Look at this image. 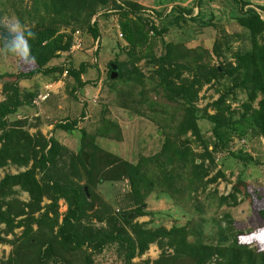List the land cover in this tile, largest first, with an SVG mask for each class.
Segmentation results:
<instances>
[{"label":"trees","instance_id":"trees-1","mask_svg":"<svg viewBox=\"0 0 264 264\" xmlns=\"http://www.w3.org/2000/svg\"><path fill=\"white\" fill-rule=\"evenodd\" d=\"M203 1L195 0V3L199 7ZM230 1L234 8L230 17L247 33V45L231 50L223 35V40L214 39L210 51H206L163 40L171 13H175L174 22L211 25V15L203 14L201 9L187 18L184 14L190 8L179 5L172 6L163 18L161 11H155L156 18H162L157 27L142 15L141 5L131 0H31L32 10L26 11L30 20L38 13L35 7L42 8V14L28 26L36 33V38L30 41L31 57H21L32 66L26 71H0L3 97L0 100V167H24L14 174L4 173L0 178V244L10 245L9 253L0 259V264H92V256L111 244L116 247L122 264H148V260L132 262L131 259L141 255L149 244L159 249L151 264H264V250L239 241L240 233L233 228L228 213L221 215L222 226L217 221L214 235L205 236L201 231L202 217L187 218L168 228L155 226L151 219L157 213L146 211L144 202L154 191L156 196L168 198L176 206L195 202L190 206L198 216L202 203L209 198L216 201L217 209L235 206L238 197L241 200L247 197L241 176L236 177L226 194L217 195L214 188L205 191L208 183L224 177L220 168L215 169L213 152L217 147L224 149L233 136H261L264 140V4L254 6L263 12L261 17L252 7L243 9L250 4L248 0ZM99 11H102L100 16L107 11L126 13L133 20V26L140 27L138 36L130 37L129 43L121 47L125 59L110 61L115 65L116 79L139 85V96L148 108L158 103L147 99L142 87L146 84H150L148 90L153 94H159L174 106L169 121L158 129L162 134L160 148L153 156L140 157L135 162L101 151L81 129L78 148L73 152L53 134L47 138L39 132L28 134L22 129L28 125L25 119L9 120L17 108L31 106L37 92L19 87L18 81L23 78L51 75L50 80L57 81L64 73L73 79L76 88L85 85L80 75L85 73L87 63L79 62L75 67L69 60L71 34L84 31L96 39L97 23L95 18L91 19ZM123 30L127 37L126 29ZM0 32H3L1 25ZM63 52L66 55L62 63L46 65ZM209 52L223 62L207 65L204 58H209ZM140 61L143 69L137 65ZM110 72L108 66L107 79ZM211 82L220 86L218 96L197 108L198 91ZM239 94L243 98L239 107L230 108ZM208 108L213 113H208ZM200 118L210 124L214 140L210 150L200 135L197 123ZM74 124L75 120L57 122L52 131L56 128L69 131ZM98 131L107 134L111 127L101 125ZM190 137L201 143L199 153L188 146ZM81 152L87 157L86 163ZM237 157L243 161L251 159L248 154ZM213 169L214 173L205 178ZM123 179L128 191L121 194V204L113 199L110 203L111 200L106 201L95 192L96 187L106 192ZM19 191L27 193L26 201L15 196ZM197 191L204 194L202 203L195 195ZM43 199L47 202L43 203ZM59 199L65 204L62 213L58 211ZM130 212L134 214L132 219L143 215L150 218L145 222L132 221L127 219ZM260 215L264 220V209ZM163 216L168 218L170 214L165 212ZM17 228L19 231L14 232ZM9 234L11 238L6 237Z\"/></svg>","mask_w":264,"mask_h":264},{"label":"rangeland","instance_id":"rangeland-1","mask_svg":"<svg viewBox=\"0 0 264 264\" xmlns=\"http://www.w3.org/2000/svg\"><path fill=\"white\" fill-rule=\"evenodd\" d=\"M120 1L117 0V2ZM131 1L141 5L142 15L157 27L160 24L159 18L161 16L163 18L174 5L190 8L191 11L184 14L185 18L195 14L199 9L203 14L211 15V25L198 26L190 21L177 20L174 22L173 16L175 13L169 14L167 30L163 34L164 41L181 42L187 47L203 48L210 51L213 40L222 39L221 37L226 35L225 39L228 40L227 43H229L228 46L231 50L247 45V33L230 17L234 13L233 3L230 0H205L199 7L195 0L181 2L180 0ZM248 2L250 4L243 7V9L246 7L255 9V5L264 4V0H248ZM35 9L38 13L33 15V20H30L26 11L32 10L31 0H0V25L2 26L6 18L13 17L19 18L21 23L26 26L33 25L38 19V15L42 14V8L36 6ZM255 10L263 17L261 10ZM155 11H161V16L156 18ZM107 12L106 15L100 16L102 11H99L91 19L93 21L95 18L97 23L98 37L96 39H92L84 31H75L71 34L72 44L68 51L69 60L75 67L79 62L87 63L88 67L85 73L80 75L81 80L86 81L85 85L82 88H76L73 79L65 76L64 73L57 81H51V75L40 77L34 74L29 78H23L18 81V86L31 90L35 89L37 92L31 100V106L20 107L17 115H23L26 117L23 118L26 121L29 117L28 126L39 124L40 119H42L41 122L49 126L48 133L53 134L68 151L75 152L77 150L79 130L81 129L86 135L92 137L101 151L109 152L128 162H135L140 157L153 156L160 148L162 134L158 129L163 123L169 121L174 112V106L159 94H153L151 90H148V87H151L150 84H146L142 87L145 90L144 94L147 99H154L158 103L148 108L145 106L143 98L139 96L141 93L139 85H133L131 82L121 83L116 79L117 76L107 79V68L111 63L110 61L125 59V53L121 50V47L129 43L128 39L130 37L133 39L140 32V27L133 26V20L128 14ZM123 28L126 29L127 37ZM97 40L98 47L97 51L94 52ZM209 53V58H204L207 65H217V63L223 62L222 58L217 59L211 52ZM65 55V52L60 53L58 58L50 59L46 65L62 63ZM7 61L10 63L9 66H6ZM137 65L143 69L142 61ZM31 66V63L25 62L21 57L0 54V71H26ZM219 88L220 86L214 82L202 85L197 93L195 106L201 108L206 103H210L218 96ZM43 95H45V98L40 99ZM237 99L230 103V108L237 109L239 107V102L243 99L241 94L237 96ZM207 112L213 113V110L208 108ZM12 117L16 118L11 116L9 120H13ZM71 120H75L71 130L65 131L56 128L52 131L54 123L70 122ZM197 123L201 138L206 142L207 149L210 150L214 141L209 131L210 124L202 118ZM105 124L111 127V131L107 134H99L98 130L101 125ZM190 140L188 146L194 153H199L202 148L201 143L194 141L191 137ZM245 154H248L251 159L243 161L237 157ZM213 158L215 169L220 168L224 177H219L215 182L208 183L205 191L210 192L214 188L217 195L226 194L236 177L241 176L246 185L247 197L242 200L241 197H238L239 202L235 206H222L216 209L215 200L209 198L202 203L204 194L197 191L195 195H198L197 198L203 204L202 211L197 216L194 210L192 211L193 207L190 206L195 202L193 204L190 202V205L188 203L182 205L179 202L181 206H176L172 203V200L158 197L152 191L144 198L145 209L157 213L152 217L151 223L155 226L163 225L165 228H168L172 223H183L187 218L195 217L198 219V217H202L204 221L201 225V231L205 236L214 235L217 221H220L221 226L223 225L221 215L225 212L230 215L233 228L240 233L239 241L247 243L245 239L247 234L264 224V220L260 215L261 210L264 209V140L261 136L246 138L233 136L224 149L217 147L213 152ZM195 161L198 162L199 160L196 159ZM12 172H17V170L8 169L5 173ZM213 173L214 169L210 170L205 178ZM101 189L103 188L96 187L95 192H99L106 201L113 199L115 203L121 204V194L128 191V185L123 179L120 183H114L106 192ZM20 192L15 194L19 200H21ZM110 203H112V200ZM206 203H209V206ZM64 210L65 204L63 200L59 199L58 211L62 213ZM165 212L170 214L168 218L163 216ZM133 215L129 220L133 218ZM149 218L150 216L143 215L135 217L132 221L145 222ZM93 224L95 226L99 225L96 222H93ZM18 231V228L14 230V232ZM6 237L11 238V235L9 234ZM249 245L264 250L262 245L255 243ZM115 249L116 247L113 244L107 245L100 253L92 256V264H122L120 255L118 256ZM9 251L10 245L0 244V259H5ZM158 253L159 249L156 245L149 244L141 255L134 256L131 261L148 260V264H151V261L157 258Z\"/></svg>","mask_w":264,"mask_h":264},{"label":"clouds","instance_id":"clouds-1","mask_svg":"<svg viewBox=\"0 0 264 264\" xmlns=\"http://www.w3.org/2000/svg\"><path fill=\"white\" fill-rule=\"evenodd\" d=\"M3 32H0V54L30 58L32 46L30 41L36 38V33L21 23L19 18H6L3 23ZM249 244L264 246V226H258L245 237Z\"/></svg>","mask_w":264,"mask_h":264},{"label":"crops","instance_id":"crops-1","mask_svg":"<svg viewBox=\"0 0 264 264\" xmlns=\"http://www.w3.org/2000/svg\"><path fill=\"white\" fill-rule=\"evenodd\" d=\"M9 61H7L6 62V66H9ZM8 72H11V71H8ZM80 79H81V76H80ZM2 94H1V91H0V100H2ZM20 108V107H19ZM19 108H17V111L19 110ZM17 111L13 114V116H15L16 117V119H19V118H26V117H24L23 115L21 116V115H17ZM25 112H26V110H24ZM33 115H35V114H33ZM29 117H28V119H27V121L29 122ZM41 121H42V119H40ZM39 122V124H36V125H26V126H24V127H22V129H25L26 130V132L28 133V134H33V133H35V132H39L40 134H42L45 138H47L48 137V135H50V132L48 133V130H49V126H46V124L44 123H42V122ZM51 128V127H50ZM8 169H10V170H12V169H16L17 170V172L18 171H22V170H24V167H17V166H15V165H5V166H2V167H0V178L3 176V174L8 170ZM14 173H16V172H12V173H10V174H14ZM26 198H28V196H27V193L26 192H24V191H21L20 192V199L22 200V201H24V200H26ZM44 202H47V200H43Z\"/></svg>","mask_w":264,"mask_h":264},{"label":"water","instance_id":"water-1","mask_svg":"<svg viewBox=\"0 0 264 264\" xmlns=\"http://www.w3.org/2000/svg\"><path fill=\"white\" fill-rule=\"evenodd\" d=\"M109 68H110V70H111V72H110V74H109V79H112V78H114V77L116 76V73H115V69H116V68H115V65L112 64V63L109 64ZM80 156L82 157L83 161L86 163V161H87V157H86V155H85L83 152H81V153H80ZM83 190L86 192V187H85V186L83 187ZM132 214H133V212H130V213L127 215V219H130L131 216H132Z\"/></svg>","mask_w":264,"mask_h":264},{"label":"built area","instance_id":"built-area-1","mask_svg":"<svg viewBox=\"0 0 264 264\" xmlns=\"http://www.w3.org/2000/svg\"><path fill=\"white\" fill-rule=\"evenodd\" d=\"M43 98H45V95H43V96L40 97V99H43Z\"/></svg>","mask_w":264,"mask_h":264}]
</instances>
